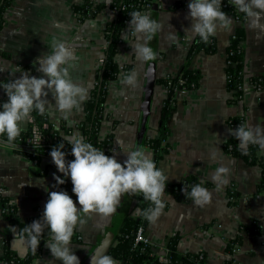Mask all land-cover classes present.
I'll use <instances>...</instances> for the list:
<instances>
[{
    "label": "crops",
    "instance_id": "1",
    "mask_svg": "<svg viewBox=\"0 0 264 264\" xmlns=\"http://www.w3.org/2000/svg\"><path fill=\"white\" fill-rule=\"evenodd\" d=\"M112 1L13 0L5 11L0 30V81L7 82L14 78V74L19 77L21 73L15 71L18 67L29 75L43 76L34 61L50 50L54 36L69 44L78 57L70 73L74 81L88 89V95L79 110L73 111L71 127L56 109L50 92L47 97L53 104L46 113L59 128L62 140L61 133L66 136L73 133L83 135L79 125L84 120V102L95 85L96 73L107 46L105 27L115 14L109 6ZM154 2L151 0V18ZM87 3L103 7L92 16L80 19L74 7ZM188 3L189 0H161L158 22L162 30L156 34L157 58L154 60L148 138L157 135L163 102L168 94L167 87L160 80L177 76L184 67L197 70L200 79L194 88L175 90L173 108L166 124L168 134L161 144L166 148L158 156L149 146L147 151L157 167L167 175L166 183L203 180V184L209 185L205 188L212 192V198L210 203L200 207L186 194L184 199H178L165 192L163 214L155 223L148 222L146 234L155 252L165 245L167 237L177 234V251L180 254L202 252L205 264H226L231 259L234 264H264V193L258 188L260 167L233 156L223 147L231 136L229 130L235 129L230 125L232 118L243 116L244 123L264 126V31L251 28L246 18L241 21L227 14L233 23L230 29L218 28L216 35L212 36L213 50L198 51L188 57L196 38L184 31L192 24ZM239 28L244 31V75L255 80L242 100H236L233 90L226 86V48L230 37ZM127 31L128 42L121 38ZM169 33H174L177 40L169 39ZM135 42L136 39L130 35L128 21L121 32L114 59L120 67H128V73H137V85L131 87L122 83V73L108 83L98 132L100 139L110 138L101 150L106 155H115L121 163L126 159L124 152L136 146L148 65V62L137 59L131 47ZM5 95L0 87V103L6 100ZM29 120L22 126V132L27 130ZM237 144L243 150L248 148H243L239 140ZM255 146L259 155L264 156V149ZM212 151L217 152L215 158L210 157ZM221 165L229 167L230 174L228 183L218 186L210 174ZM56 173L57 169L53 174L39 173L28 156L0 143V195L6 198V205L15 207L9 218L0 205V240L8 239L11 249L20 257L27 254L29 243L26 237L21 238L17 223L34 216L41 218L47 193L55 189ZM230 188L236 193L235 203H230ZM124 196L117 211L109 217L81 214L86 223L75 230L81 240H72L71 245L80 263L105 235ZM136 204L135 195L131 209L133 215L139 213ZM237 236L240 244L230 254L226 250V242ZM45 241L31 264H62L52 257Z\"/></svg>",
    "mask_w": 264,
    "mask_h": 264
},
{
    "label": "clouds",
    "instance_id": "2",
    "mask_svg": "<svg viewBox=\"0 0 264 264\" xmlns=\"http://www.w3.org/2000/svg\"><path fill=\"white\" fill-rule=\"evenodd\" d=\"M231 4L249 21L251 28L264 31V0H231ZM189 16L192 19L190 28L185 33L207 43L215 36L218 28L230 29L232 17L222 11V0H189ZM129 20L130 35L136 39L131 44L138 60L152 62L157 53L150 46V41L162 30V25L151 18L148 11H132ZM129 31L122 35L128 42ZM142 38V42L141 41ZM169 39L176 41L174 33H169ZM78 59L74 50L66 42L52 38L50 50L38 56L34 63H38V71L43 76L29 75L18 67L19 77L0 81V87L6 93L7 99L0 103V136H6L7 143L15 146L14 141L23 131L22 126L30 119L33 111L44 115L52 102L47 99L49 92L55 101L56 109L62 114L71 127L70 119L74 110L78 111L81 103L88 95V89L74 81L70 69ZM121 82L136 87L137 73L135 71L122 74ZM58 132L59 128L56 129ZM243 148L249 144L258 145L264 149V126L241 123L234 130H229ZM63 140L71 146L74 159L66 160L65 144L60 142L53 146L49 155L57 170L64 177H69L72 192L76 201L67 191H48V199L44 204L41 218L26 224L21 238H27L35 253L40 240L47 230L46 247L54 259L62 264H80L79 257L73 252L72 237L78 226L86 221L82 215L93 213L109 217L115 213L124 194H142L143 199L151 206L141 212L150 223H155L163 214L165 208V189L167 175L159 169L144 146H133L124 153L126 159L118 162L115 155H106L104 151L86 142L83 135L73 133ZM216 151L210 152L215 158ZM230 169L221 165L210 174L211 179L218 186L226 185ZM56 185L65 181L61 176H55ZM204 181L193 184L190 191L183 186L181 191L186 194L195 205L203 207L211 202L212 192L203 187ZM53 185V187H56ZM77 204L79 206H77ZM91 264H119V261L107 254L91 256Z\"/></svg>",
    "mask_w": 264,
    "mask_h": 264
},
{
    "label": "trees",
    "instance_id": "3",
    "mask_svg": "<svg viewBox=\"0 0 264 264\" xmlns=\"http://www.w3.org/2000/svg\"><path fill=\"white\" fill-rule=\"evenodd\" d=\"M13 0H0V30L4 24V14L8 6ZM151 5V0H113L109 6L114 11V18L105 27V36L107 40V46L104 51V56L101 60V65L96 73L95 85L91 91L90 97L84 102V120L79 125L85 141L92 143L94 147L102 149L108 144L109 137L100 139L98 137L99 127L103 118V103L105 100L107 85L111 80H114L121 72V67L115 61V54L118 50V44L120 41V35L124 29L126 23L130 20L129 14L132 11L139 10L144 12L145 4ZM103 6L96 5L91 6L87 3L83 6H75L74 11L78 14V17L85 18L92 16L99 11ZM222 11L226 14L233 16L234 18L243 21L245 19L244 14L240 13L232 4L231 0H222ZM214 48L213 37H210L207 43L201 41L197 36L190 46L188 57L198 51L211 52ZM226 86L230 90H234L243 81V65H244V31L243 28L235 30L234 34L230 37L229 44L226 48ZM128 68V67H127ZM200 74L197 70H191L187 67L182 68L180 73L175 77H166L160 80L168 89V94L163 102L161 117L157 126V135L154 138L145 137L144 141L147 146L151 147L158 156L159 152L166 148V145L161 144L165 142L168 127L167 120L170 112L173 108V95L177 88H194L198 85ZM183 80L182 83L179 81ZM250 83H254L253 78L249 79ZM237 91L235 94H239ZM5 99H7L5 95ZM244 123L243 116H236L230 120V125L236 128L239 124ZM36 128L43 136L41 144L34 145L27 141L31 137L33 129ZM55 126L49 123L47 113L40 115L38 112L33 111L29 120L28 128L22 132L20 136L14 141L15 146H11L14 150L28 156L32 161L40 163L43 157L50 158L49 152L53 146L58 145L60 142H64L65 147L62 149L66 152V160L70 161L74 159L71 155V146L63 141L56 130ZM64 130L69 128L62 127ZM237 138L231 135L224 142V150L231 153L235 157L243 158L248 163L258 165L260 167V181L258 188L264 193V156L259 155V151L255 145L249 144L248 148L243 150L237 144ZM0 143L7 144L6 136H0ZM10 146V145H9ZM52 167L57 169L53 162L47 164L43 169L37 168V171L42 174H47L48 169ZM55 176H61L64 179V183L56 185L54 178V185H56L53 191H67L68 194L75 201L76 196L72 192V183L69 177H64L62 173L58 171ZM199 183L198 180L185 179L184 182L178 184L166 183V193H170L178 199H184V195L181 191L185 186L190 191L193 184ZM203 187L209 186L203 184ZM230 197V203H235L237 199L235 191L230 188L228 190ZM137 204L139 208L138 215L127 214L123 217L114 239L107 250V255L112 256L119 261V264H163L159 262L158 257L151 253L148 248L144 251L139 246H134L133 233L139 225L146 226L147 221L141 212L151 206L149 201L143 199L142 194H136ZM187 199V198H186ZM6 203V198L0 195V205L7 213V216L11 218V213L15 210V207ZM6 205V207H5ZM166 205V203H165ZM34 219H39L38 216H34L26 222L17 223L19 226L20 236H22V230L26 224L31 223ZM47 233V230L44 234ZM43 234V235H44ZM43 238V236H42ZM41 238V239H42ZM8 240V239H7ZM5 238L0 240V264H31L32 261L40 254L42 244L38 245L37 252H33L30 245L28 252L25 256H18L10 247ZM179 236L177 234L170 235L166 238L165 246L168 249V256L170 259L169 264H205V255L202 252L180 254L177 251ZM240 244V237L237 236L233 239H229L226 242V250L231 254L234 245ZM226 264H234L231 259Z\"/></svg>",
    "mask_w": 264,
    "mask_h": 264
},
{
    "label": "water",
    "instance_id": "4",
    "mask_svg": "<svg viewBox=\"0 0 264 264\" xmlns=\"http://www.w3.org/2000/svg\"><path fill=\"white\" fill-rule=\"evenodd\" d=\"M160 13H161V0H155L152 19L158 21ZM150 46L155 51L156 36L150 41ZM153 72H154V61L148 62L144 97H143L140 123H139L137 142H136V146H144L146 150H147V145L144 139L145 137H148L151 98H152ZM53 171L54 168L52 167L48 169L49 174H53ZM134 199H135V195L125 194L121 206L119 208V211L115 216L113 222L111 223L110 227L106 231L105 235L103 236L99 244L96 246V248L91 253L85 255L84 259L81 261L80 264H91V256L107 253V250L109 249L114 239L115 233L117 232L123 217L131 213ZM47 238H48V233H46L43 239L40 240V245Z\"/></svg>",
    "mask_w": 264,
    "mask_h": 264
},
{
    "label": "built area",
    "instance_id": "5",
    "mask_svg": "<svg viewBox=\"0 0 264 264\" xmlns=\"http://www.w3.org/2000/svg\"><path fill=\"white\" fill-rule=\"evenodd\" d=\"M150 9H151V5L149 3L145 4V10L144 11L150 12ZM121 73L122 74H127L128 73V68L126 66L121 67V72L119 74H121ZM179 82L182 83L183 80H180ZM250 85H251V83L249 82V78H247L245 75H243L242 83L239 84L233 90L234 94L237 91H240V93L238 95L237 94L234 95L236 100H242L243 99L245 93L248 91L249 87H251ZM49 123L52 126H54V123L50 119H49ZM27 141L30 142L31 144L38 145V144H41V142L43 141V136H42V134L39 131L36 130V128H34L32 134H31V137L28 138ZM33 162L37 166V168L43 169L47 164L52 162V159L47 158V157H43L39 164L36 163L35 161H33ZM72 240L80 241L81 240V236L74 232ZM133 241H134V246H139L142 251H144V250L149 248L151 250V253L155 254L158 257L159 262H161L163 264H169L170 263V259H169V256H168V249H167V247L165 245L161 246L159 248L158 252H155L152 249V241L148 237V235L146 234V226L139 225L136 228V230L133 233ZM236 247H237V245L233 246V249H232L233 252L236 251Z\"/></svg>",
    "mask_w": 264,
    "mask_h": 264
}]
</instances>
